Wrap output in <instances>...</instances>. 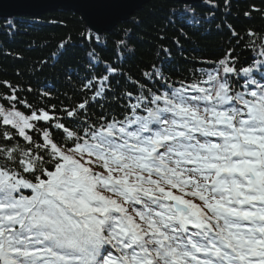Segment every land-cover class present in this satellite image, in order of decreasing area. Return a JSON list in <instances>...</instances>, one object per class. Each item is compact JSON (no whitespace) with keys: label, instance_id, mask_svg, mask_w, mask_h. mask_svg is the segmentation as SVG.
Returning a JSON list of instances; mask_svg holds the SVG:
<instances>
[{"label":"snow or ice","instance_id":"snow-or-ice-1","mask_svg":"<svg viewBox=\"0 0 264 264\" xmlns=\"http://www.w3.org/2000/svg\"><path fill=\"white\" fill-rule=\"evenodd\" d=\"M225 26L235 43L215 60L174 39L188 64L178 78L162 43L135 78L133 29L113 59L95 35L85 63L64 67L81 99L66 92L62 108L52 88L40 106L31 86L0 81V264H264V32Z\"/></svg>","mask_w":264,"mask_h":264},{"label":"trees","instance_id":"trees-1","mask_svg":"<svg viewBox=\"0 0 264 264\" xmlns=\"http://www.w3.org/2000/svg\"><path fill=\"white\" fill-rule=\"evenodd\" d=\"M216 2L219 7L213 8L206 1L181 5L153 0L126 22L117 24L110 33L99 35L101 46L98 50L105 58L113 59L112 41L122 34L123 29L131 27L132 43L135 44L136 51L124 65L125 69L135 78H140L141 71L156 61V49L162 43L173 54L167 68L169 71L175 69L172 75L173 78H178L187 74L183 70L188 64L180 55L181 49L174 43V39L180 40L184 55L215 60L235 43H229L230 32L225 25H231L241 36L249 29L264 32V0H230L228 9L225 8V0ZM173 8H176V13H172ZM185 8L193 10L201 23L193 24L191 19L180 15ZM246 12L250 15L245 16ZM8 21H12L14 27L10 28ZM181 28L184 34L181 33ZM87 30L80 16L71 12L58 11L36 19H0V81L7 80L24 89L31 86L34 91L23 95L29 102L40 106L46 102L40 95L45 86L53 89L48 104H56L57 108L67 106L69 101L65 97L66 92L74 102H79L81 97L73 95L71 85L65 78L64 67L85 63L86 53L95 46L94 34L91 44L84 39L82 34H87ZM160 35L165 37L163 41L158 39ZM105 38L108 41L106 46L103 44ZM64 41H68L70 46L60 55L58 46ZM236 53L241 60L251 55L250 51L244 49L243 43L236 48ZM17 54L20 59L16 58ZM40 61H47V66L42 71H38ZM7 91L0 87V92ZM19 107L28 114L23 106Z\"/></svg>","mask_w":264,"mask_h":264},{"label":"water","instance_id":"water-1","mask_svg":"<svg viewBox=\"0 0 264 264\" xmlns=\"http://www.w3.org/2000/svg\"><path fill=\"white\" fill-rule=\"evenodd\" d=\"M153 0H0V19H36L58 11L80 16L93 34H108ZM192 5L203 0H165Z\"/></svg>","mask_w":264,"mask_h":264}]
</instances>
